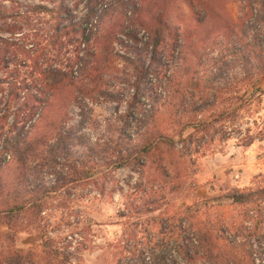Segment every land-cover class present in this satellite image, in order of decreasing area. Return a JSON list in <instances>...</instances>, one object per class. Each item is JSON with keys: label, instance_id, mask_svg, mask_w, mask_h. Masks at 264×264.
I'll use <instances>...</instances> for the list:
<instances>
[{"label": "rangeland", "instance_id": "1", "mask_svg": "<svg viewBox=\"0 0 264 264\" xmlns=\"http://www.w3.org/2000/svg\"><path fill=\"white\" fill-rule=\"evenodd\" d=\"M122 1L107 0L112 10L104 16L101 25L104 35L116 36L111 48L117 54H131L128 48L134 44L131 34L145 42L155 29L167 31L169 26V29L195 30L193 51L204 55L203 62L197 54L191 56L194 63H204L198 70L203 85L195 88L196 104L201 112L189 114L181 123L171 125L165 120L176 111L172 104L161 111L157 120L159 128L177 135V140L185 122L197 116L206 124L200 130L189 127L183 132L185 136L193 133L195 139L185 157L168 152L166 146L161 147L166 158L178 163L181 171L178 178L171 170L169 175L164 174L157 165L160 161L145 156L142 164L136 162L119 168L117 144H120V129L128 111L132 114L131 132L137 136L133 139L140 141L148 125L141 122L144 114L138 104L148 110L153 103L152 98L136 95L135 88L107 81L112 75L116 76L115 68H124V60L114 56L105 63L102 90L114 94V99L100 91L85 94L83 87L55 94L47 110L49 118L37 129L45 138L43 150L31 163L37 166L36 173L25 185L15 162L0 174L8 185L0 210L7 204H33L39 200L43 206L41 212L33 209L0 218V257L22 256L24 264H155L156 240L179 221L190 237L195 224L204 231L211 230L220 252L229 254L217 264H228L230 259L231 264H264V229L259 235H252L250 231L255 221L247 219V207L235 205L228 198L236 189L264 188V60H233L226 45L231 49L238 41H225L223 37V28L239 22V0H132L138 7L135 18L126 12L127 9L133 11V5L125 8ZM61 3L79 18L88 13V0H0V9L4 7L12 16L0 19V44L18 45L9 54L0 53V77L19 74L22 78H33L34 62L51 63L50 56L58 51L60 61L70 58L73 48L55 43L56 21L50 15L30 11L35 5L55 7ZM207 4L216 15L212 17V24L202 25L200 20L207 15ZM87 28L89 31L90 25ZM28 36L42 44L38 53L32 52V57L27 52L32 49ZM172 44L169 38L168 51ZM7 60L13 61L9 67L5 64ZM224 61L232 62L218 75L216 64ZM146 80L149 88L154 84L152 88L160 92L159 80L152 75ZM86 82L92 87L95 85L91 79ZM3 88L7 90V85ZM2 99L0 93V101ZM134 101L138 102L135 107ZM223 111L228 118L220 120L218 116ZM57 115H61L59 119L65 131L75 126L78 135H85V145H72L65 150L55 148L57 131L50 123ZM12 124L13 116L5 121L0 113L4 132H8ZM251 140L253 143L248 145ZM89 146L95 147L92 152L94 176L75 182L77 172L82 174L91 166L87 158ZM178 147L182 148L180 142ZM54 184L62 188L45 196L48 187ZM44 232L55 252L54 258L46 254ZM166 252L171 263L174 260L177 264H188L179 255L171 254L170 249ZM11 262L15 264L16 260Z\"/></svg>", "mask_w": 264, "mask_h": 264}, {"label": "trees", "instance_id": "2", "mask_svg": "<svg viewBox=\"0 0 264 264\" xmlns=\"http://www.w3.org/2000/svg\"><path fill=\"white\" fill-rule=\"evenodd\" d=\"M51 1L56 2V0ZM239 2L241 5L239 25L232 22L226 28H223L225 41H238L236 45L231 46V49L229 44L226 45L227 49L231 51L229 55L233 60L247 59L249 62H253L257 59L262 62L264 60V0H239ZM122 3L125 8L130 4L133 5L135 9L133 11L127 9L126 12L135 18L138 13L137 5L133 4L132 0H123ZM87 7L88 13L81 18L76 16L71 8L62 3L55 7L39 4L30 8V11L35 14L50 15L57 23L55 29L57 40L55 43H59L61 46H71L73 50L70 58L65 59V61H60L59 51L57 54L50 56L51 63L46 64L44 61H35L33 78H22L19 74L13 75L11 78L0 77V93L4 98L0 101L2 120L6 121L10 116H13V124L8 132H4V126H0V174L6 170L11 162L18 164L19 178L24 185L36 173L37 166L33 167L31 163L35 162V159L43 150V139L45 138L44 135L40 136L37 129L44 119L49 118L47 110L51 106V100L58 93L65 90L72 91L75 87H83L82 92L85 94L100 91L99 93L107 97L110 95L114 99V94H108L102 90V85L105 84L102 79L105 73L104 68H106L105 63L113 60L114 56H119L124 60V68H115V71H117L115 72L116 76L112 75L107 81L109 83L119 82L128 85L129 88H135L137 90L136 95L152 98L153 103L149 105L148 110L139 105L138 102L134 101L132 103L134 107L138 104L142 108L144 118L141 122L144 126H148L141 133L143 138L140 141H135L134 139L137 136L131 132L130 117L132 114L128 111L125 123L120 129L121 140L119 141L120 144H117L118 161L116 164L119 168H124L132 166L136 162L142 164L141 159L143 156L150 160L155 158L156 162L160 161L157 165L161 166L160 169L164 174L169 175L171 170V173L178 178L181 172L178 163L166 158L165 151L161 150V147L166 146L168 152L172 151L185 157L187 151L190 150L188 146H192L195 139L193 133L185 136L183 132L189 127L195 128L196 131L202 129L206 124L205 120L196 116L194 120L185 122L182 130H180L179 140H177V135H170L167 130L159 128L157 117L162 110L169 108L172 104L176 111L171 112L165 120L171 125L180 122L182 119L185 120L189 114L193 115L201 112L196 104V96L198 95L195 88L198 89L203 85V80L198 76V70L204 66V63H202L204 55H199L193 51L196 41L193 40L195 30L184 31L180 27L169 29V26L166 27L167 31H164L163 28L155 29L149 33V38L145 42H142L137 35L131 34V39L134 41L133 46H128L131 54H117L111 48V41L116 36L113 33L104 35L101 28L104 16L109 14L112 6L108 5L107 0H88ZM210 7V4H207V15L205 19L200 20V24H212V17L216 14L213 13ZM210 13L213 14L210 15ZM9 18H12V16L8 14L4 7L1 8L0 19ZM88 25H90L89 31ZM237 28H241L240 32L237 31ZM218 31L223 32L219 29ZM95 36L96 38L93 40ZM28 37L32 49L27 52L32 57V52L33 54L38 53L42 44L31 40L30 36ZM250 37L251 40H249ZM169 38L173 44L168 51L166 42ZM64 40L65 42H63ZM141 43L143 46L140 47ZM16 46L18 45L12 42L8 43L7 46L0 44V53L9 54ZM161 46L163 49H161ZM194 54H197L196 56L202 61L201 63L193 62L191 56ZM30 59L32 60V58ZM8 61L10 60L6 61V67H9L13 62ZM231 62L224 61L222 64H216L215 69L218 71V75L223 74V71L230 66ZM148 75H152L155 80H159L160 92L157 93L152 88L155 86L153 83L151 88L148 87L149 81L146 80ZM87 79L93 80L95 85L92 87V81L91 83L86 82ZM5 84L7 90L3 88ZM154 93L156 96H153ZM200 98L203 99L202 96ZM60 116H54L50 123L52 129L57 131L55 148L65 150L72 145H85V135H78L75 126H71L65 131L61 125ZM218 117L220 120H225L228 118L227 112L223 111ZM150 125H154L153 128ZM179 142L182 144V148L178 147ZM252 143L251 140L248 145ZM93 151H95V147L89 146L87 158L91 166L82 174L77 172L78 176L75 182L89 180L94 176ZM5 188H8V185L0 176V206H3L1 201H3ZM61 188L62 185L54 184L48 187L47 192L44 194L46 196L56 193ZM228 198L235 205L247 207V219L255 221L250 233L255 236L259 235L264 229V188L236 189ZM41 203V200H39L33 204H7L0 210V218L6 215L12 217L17 213L33 209H38L41 212L43 209ZM251 213L254 214L250 216ZM193 227L194 234H191V237L188 230L179 221L169 226L167 232H162V236H159L155 243V264H177V261L172 260L171 263L168 260L167 255L169 253L166 252L168 249H170L171 254L179 255L188 264H217L221 258H228L229 254L227 252H220L217 238L211 230L204 231L197 224ZM43 238L45 239L46 254L48 257L54 258L55 252L50 248V240L46 232L43 233ZM24 259L25 257L18 255L12 257L1 256L0 264H12L11 260H16L15 264H24ZM228 262H230L228 264H231V259Z\"/></svg>", "mask_w": 264, "mask_h": 264}]
</instances>
